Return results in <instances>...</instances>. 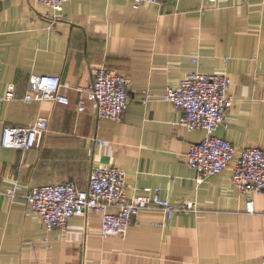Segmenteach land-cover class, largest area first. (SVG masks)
Instances as JSON below:
<instances>
[{"label":"crops","instance_id":"0c3cea01","mask_svg":"<svg viewBox=\"0 0 264 264\" xmlns=\"http://www.w3.org/2000/svg\"><path fill=\"white\" fill-rule=\"evenodd\" d=\"M98 68L129 80L120 121L99 117L89 101L78 110V88ZM192 70L230 77L232 103L215 134L236 152L264 149V0H68L57 12L38 0H0V264H261L264 196L242 194L231 164L201 178L185 163L205 132L178 124L163 96ZM31 74L59 76L69 103L24 100ZM38 117L47 128L36 146L2 145L4 126ZM95 165L122 168L128 194L159 187L170 203L193 208L164 226L155 224L158 209L142 210L123 236L107 237L94 210L51 230L25 213L32 187L72 180L85 189Z\"/></svg>","mask_w":264,"mask_h":264},{"label":"built area","instance_id":"2783aa9c","mask_svg":"<svg viewBox=\"0 0 264 264\" xmlns=\"http://www.w3.org/2000/svg\"><path fill=\"white\" fill-rule=\"evenodd\" d=\"M68 0H38L53 11H60ZM161 0H132L135 7ZM214 2L216 0H203ZM230 77L226 74L188 72L175 84L168 85L164 99L171 101L179 111L178 124L189 130L201 129L205 135L191 144L185 153V163L201 178L220 172L232 165L231 181L242 193H260L264 196V149L246 146L236 152L228 139L215 134L220 124H225V115L231 106L229 94ZM64 86L59 76L31 74L26 101L54 100L69 103V97L62 93ZM129 80L123 75L104 68L94 70L89 85L78 88L80 97L78 110L86 102H92L99 117L120 121L128 107ZM67 87V86H65ZM14 96V85L8 84L4 99ZM47 128V121L38 117L29 125H6L2 130L1 143L5 147L27 150L36 146ZM103 143L102 140H99ZM126 173L115 165H95L89 174L88 185L79 189L72 180L47 183L32 187L25 195L27 215L39 217L48 230L66 227L73 215H83L89 210L101 214V236L124 235L134 217L142 210L158 209L163 219L155 224L164 226L177 211L193 208L192 202L174 205L162 198L159 187H133L128 194ZM12 195L16 188L8 190ZM114 207V211L110 210ZM247 211H253V201L246 202ZM261 264H264V254Z\"/></svg>","mask_w":264,"mask_h":264}]
</instances>
